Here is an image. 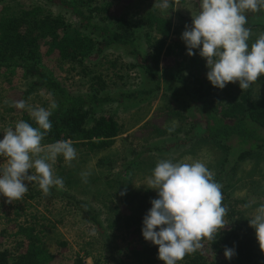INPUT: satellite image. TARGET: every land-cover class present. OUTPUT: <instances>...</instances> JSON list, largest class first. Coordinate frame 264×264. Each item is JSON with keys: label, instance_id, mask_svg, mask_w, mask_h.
I'll use <instances>...</instances> for the list:
<instances>
[{"label": "trees", "instance_id": "1", "mask_svg": "<svg viewBox=\"0 0 264 264\" xmlns=\"http://www.w3.org/2000/svg\"><path fill=\"white\" fill-rule=\"evenodd\" d=\"M9 0H0V4ZM82 5L71 4L68 0H40L41 4L20 8L15 13L0 16V75L8 71H20L30 82L26 90H14L9 93L10 104L17 100H26L37 90L44 89L58 105L50 109L52 129L44 137L42 144L57 140L71 139L74 147L86 154H95L110 150L121 128L110 114L102 113L106 104L123 101L124 98L135 99L140 94L158 91L164 81L162 76L169 75L176 61L174 47L185 55L187 50L180 47L177 39V27L170 16L148 13L145 24L154 37L148 40V49L140 48L139 34L129 28L123 11L135 0H104L113 3H98L99 0H83ZM185 0H171L174 6ZM117 2V3H116ZM169 8V12L171 9ZM52 9L63 10L75 17L78 30L70 32L67 19L62 14H55ZM247 19L264 11L245 10ZM184 26L191 25L190 20L177 16ZM262 25V23H257ZM113 47L125 49L133 57L129 68L140 69L154 89L122 95L115 100L104 94L106 83L101 75L91 80L89 92L73 94L58 79L60 64H72L79 69L85 68V62L101 55ZM206 69L205 59H189V83L186 87V110L197 112L202 120L190 121L189 140L200 138L206 143L215 145L222 151L231 154V143L240 147L234 158L236 166L249 158L258 149L264 148V97L253 98L250 90L237 95L219 97L208 92L202 81ZM169 82L181 80L176 74L169 77ZM182 85H185L184 83ZM10 111L20 115V120L33 124L26 110L10 106ZM186 142V141H185ZM65 162L63 157L60 160ZM102 163L99 161V164ZM228 159L225 164H228ZM222 191L223 205L229 211L225 216L226 226L221 229L215 240H204L203 248L186 254L178 264H212L213 259L224 255L225 246L235 248L234 261L243 264H255L264 257L256 239L255 229L249 228L247 218L239 207L240 201L231 198ZM68 205L78 211L86 222L102 231V222L98 214L85 202L73 196L67 197ZM150 192L143 190L134 193L123 207L119 216L126 232L129 245L125 248L124 261L114 264H164L158 257V246L146 242L142 236V222L150 210ZM87 209V210H85ZM13 234L14 245L11 249L0 248V264H60L66 252L67 243L58 241L59 250L53 253L47 247L43 231L35 223L17 226ZM158 230V229H157ZM215 235V234H214ZM3 235L0 233V243ZM134 243V244H133ZM215 253V254H214ZM74 264H86L78 257ZM93 264H103L95 261Z\"/></svg>", "mask_w": 264, "mask_h": 264}, {"label": "rangeland", "instance_id": "2", "mask_svg": "<svg viewBox=\"0 0 264 264\" xmlns=\"http://www.w3.org/2000/svg\"><path fill=\"white\" fill-rule=\"evenodd\" d=\"M68 1L82 5L85 9L83 0ZM155 2L156 0H135L123 11L129 28L141 38L140 48L146 52L148 40L155 35L145 24V16L155 13L172 18L177 34L171 38L177 39L180 47L186 49L181 40L184 31L181 26L184 24L177 16L192 21V14L195 15L200 10V0L177 3L171 12L169 9L161 11L153 8ZM98 3L115 4L104 0H99ZM37 4H41L40 0H9L0 4V16ZM52 10L55 14L60 13L66 17L70 32L78 30L79 22L75 17L63 10ZM243 14L246 15V12ZM246 26L252 29L253 34L248 41L251 45L259 33L264 32V13L248 19ZM174 50L176 65L169 75L162 76L164 81L158 91L140 94L135 99L124 98L121 102L108 103L102 108L101 112L112 115L121 128V134L110 150L88 155L82 148L75 147L78 153L76 159L64 163L60 161L63 156L58 155L53 168L55 175L63 178L64 187L53 186L48 195L37 185L31 184H28V191L19 201L8 203L7 198L0 194V233L3 235L0 248L13 247L16 240L13 236L15 227L35 223L37 229L43 231L51 252L57 253L59 250L58 241L67 243L60 264H74L78 257L83 258L86 264H93L95 261L103 264L124 261L123 254L129 243L119 216L124 212L123 207L128 204L129 198L136 192L148 190L151 200L157 198L156 191L148 189L146 178L151 175V169L160 159H171L175 163L185 157H192L205 163L213 172L214 180L222 185V190L231 198L240 201L239 207L247 218H253L254 209L264 204V148L254 151L249 158L235 166L233 161L240 150L237 143H231L232 152L229 154L200 138L189 140L190 121L202 125L201 116L185 108L188 101L186 87L191 88L189 59L201 57L199 50H194L196 54L191 57L181 54L175 47ZM132 63L133 57L125 49L113 47L86 61L83 70L72 64H60L58 79L73 94H85L90 90L91 79L95 75H101L106 83L103 93L115 100L122 99L124 94L137 95L139 92L154 89V84L140 69L129 68ZM207 71L206 68L202 73V81L208 92L226 97L242 91L239 82L228 83L222 90L213 87L206 78ZM174 74L181 80V84L176 81L169 82V77ZM29 82L20 71L10 70L0 75V140L3 139L5 128L20 120V115L10 111L9 93L26 90ZM248 90L253 98L264 97V75L253 82ZM27 101L33 106L50 110L54 98L44 89H40L29 96ZM165 125L174 127V131H166ZM227 159L229 163L225 164ZM99 161L102 163L99 164ZM4 162L5 158L0 157V164ZM82 171L91 172L88 183L82 182ZM121 192L126 194L122 196ZM68 196L85 201L98 214L102 231L86 222L78 211L68 205ZM250 202L252 207L245 208L244 205ZM212 264L239 263L226 259L223 255L215 257ZM255 264H264V257Z\"/></svg>", "mask_w": 264, "mask_h": 264}, {"label": "clouds", "instance_id": "3", "mask_svg": "<svg viewBox=\"0 0 264 264\" xmlns=\"http://www.w3.org/2000/svg\"><path fill=\"white\" fill-rule=\"evenodd\" d=\"M172 6L171 0H156L153 8L165 11ZM245 10L264 11V0H200V10L192 14L191 25L186 24L181 34L186 54L191 57L196 54L194 50H199V56L206 60V78L215 88L222 90L228 83L239 82L244 91L264 75V32L249 45L253 33L246 26ZM10 106L26 110L35 127L21 119L5 128L0 140V157L5 158L0 164V194L12 203L24 196L28 184L37 185L46 195L53 186L63 188L64 180L55 175L53 163L58 155L66 162L76 159L74 142L68 139L42 144L53 127L52 112L23 99ZM57 107L55 103L50 105L51 109ZM165 129L174 131L167 125ZM90 175V171H82V182L88 183ZM146 179L148 189L155 190L157 198L150 200L151 208L143 217L142 236L158 246L157 258L164 264H178L186 254L202 249V241L215 240L226 226L224 218L229 209L222 204V185L214 180L205 163L192 157L175 163L160 159ZM244 207L250 208L252 203ZM248 221L264 253V204L254 209ZM235 254L234 247L225 246L226 259Z\"/></svg>", "mask_w": 264, "mask_h": 264}]
</instances>
